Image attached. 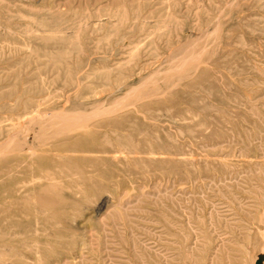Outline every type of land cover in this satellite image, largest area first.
I'll return each instance as SVG.
<instances>
[{
	"label": "rangeland",
	"instance_id": "obj_1",
	"mask_svg": "<svg viewBox=\"0 0 264 264\" xmlns=\"http://www.w3.org/2000/svg\"><path fill=\"white\" fill-rule=\"evenodd\" d=\"M0 264H264V0H0Z\"/></svg>",
	"mask_w": 264,
	"mask_h": 264
},
{
	"label": "bare ground",
	"instance_id": "obj_2",
	"mask_svg": "<svg viewBox=\"0 0 264 264\" xmlns=\"http://www.w3.org/2000/svg\"><path fill=\"white\" fill-rule=\"evenodd\" d=\"M71 117H72V116H71ZM83 117H84V116H83ZM81 118H82V117H81ZM81 118H80V120H82ZM55 119H56V118H55ZM62 119H63V118H62ZM78 120H79V119H78ZM76 121H77V120H76Z\"/></svg>",
	"mask_w": 264,
	"mask_h": 264
}]
</instances>
